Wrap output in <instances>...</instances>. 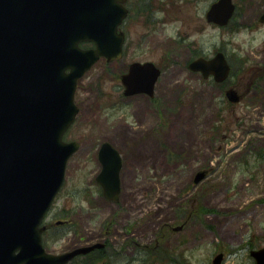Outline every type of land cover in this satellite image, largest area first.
I'll list each match as a JSON object with an SVG mask.
<instances>
[{"label": "rangeland", "instance_id": "374dc122", "mask_svg": "<svg viewBox=\"0 0 264 264\" xmlns=\"http://www.w3.org/2000/svg\"><path fill=\"white\" fill-rule=\"evenodd\" d=\"M214 1L145 0L149 11L124 31V58L101 59L79 81L80 113L68 141H78L80 149L46 223L72 210L81 237L68 233L51 242L52 253L105 240L121 247L131 237L133 259L123 264H166L168 257L140 248L169 235L171 251L183 253L182 264H213L221 253L223 264H254L245 245L264 247V0H233L237 17L225 29L205 20ZM220 50L241 69L232 79L243 94L240 104L226 99L227 84L187 68L193 58ZM136 61L154 62L163 71L154 100L124 96L121 76ZM104 141L124 161L117 204L100 194L96 182ZM199 171L207 177L196 186ZM200 202L216 213L195 220ZM126 227L131 232L122 235Z\"/></svg>", "mask_w": 264, "mask_h": 264}, {"label": "water", "instance_id": "95a60500", "mask_svg": "<svg viewBox=\"0 0 264 264\" xmlns=\"http://www.w3.org/2000/svg\"><path fill=\"white\" fill-rule=\"evenodd\" d=\"M126 0H0V264H66L95 248L49 255L40 225L61 190L67 162L78 143L63 135L79 110L74 104L77 80L101 56L122 57L125 35L119 26L127 15ZM232 0L215 2L207 20L224 26L234 15ZM264 22V16L261 18ZM82 42L96 49L83 50ZM70 69V73L66 70ZM204 78L224 82L230 66L223 53L189 65ZM161 70L153 63H133L122 81L125 95L154 97ZM227 97L238 102L230 90ZM98 181L104 195L117 202L121 193L122 158L109 143L99 154ZM206 177L199 172L195 183ZM264 264V249L251 251ZM223 254L214 264H221Z\"/></svg>", "mask_w": 264, "mask_h": 264}, {"label": "flooded vegetation", "instance_id": "af4514ba", "mask_svg": "<svg viewBox=\"0 0 264 264\" xmlns=\"http://www.w3.org/2000/svg\"><path fill=\"white\" fill-rule=\"evenodd\" d=\"M141 2H144V3H141ZM145 5H146L145 0H128L127 1L126 6L129 10V18H127V21L123 27L124 31L128 27L130 22H133L134 20L135 21L139 20L140 15H142L144 13L143 12L144 11L143 6H145ZM260 18H261V16L259 17V20H260ZM131 20H133V21H131ZM125 33L127 34V32H125ZM127 37H128V34H127ZM259 70H260V68H259ZM260 71L262 74H264V66L261 67ZM100 147H101V145H100ZM100 147H99L98 153L100 151ZM82 210H84V209H82ZM65 211H67V210H65ZM72 214H73L72 210H70V211L68 210V212L65 213V215L63 216V218H64L63 220H57L56 216L52 215L51 219L45 224L46 225V231L44 234V246H45V249L47 250V252L54 254L51 251V247H50L51 242H53V241L61 242L64 238V235H66L68 233H73L78 238L81 237L79 229H78V223L75 219H73ZM55 220H57V221L54 222ZM114 221H115V219H114ZM131 229L132 228H130V227H126L125 231L123 230L121 232V234L122 235L128 234L131 232ZM109 231L110 232L112 231L111 228H109ZM104 243L106 245H108L110 242L108 240H105ZM123 243L124 244L121 247L110 243L112 245V248H113V252L111 254V259H112L113 264H123L122 259H126V260L129 258L133 259V254H134L133 239H131V237H129ZM78 247H79V245L74 244V245L68 247V249L66 251H64L63 253L71 252V251L77 249ZM95 252H99V250L93 251V253H95ZM60 254H62V253H60ZM130 255H131V257H128ZM73 262H80V257L76 258Z\"/></svg>", "mask_w": 264, "mask_h": 264}, {"label": "trees", "instance_id": "16d2710c", "mask_svg": "<svg viewBox=\"0 0 264 264\" xmlns=\"http://www.w3.org/2000/svg\"><path fill=\"white\" fill-rule=\"evenodd\" d=\"M208 213L209 214L210 213H216V211L215 210H211V209H207V208L201 206L200 207V212L198 213L196 220L197 219H200V220L203 221L204 215H206ZM157 240L160 243V245L159 246L153 245V246L149 247L150 248L149 249V254H150V251L152 250L153 252H155L154 254H156V255H158V253H159V255L161 257H168L169 258V261H170V264H182L181 263V258H182L183 255H181L180 258H176L174 251L173 252L172 251L169 252L167 250V251H165V253H163L162 248H164L166 246L164 244V241L161 242V235L158 236V239ZM246 246H247V249L252 250V249H256L259 245H257V247H256V245H254L253 243L247 242L246 245H245V247ZM98 254L100 255V262L101 263H103V264H111V260L109 258L110 255H109V252L108 251L102 250ZM161 261H162V259H159L158 263H161ZM165 261L169 263L168 260H165ZM87 264H89V263H87Z\"/></svg>", "mask_w": 264, "mask_h": 264}]
</instances>
